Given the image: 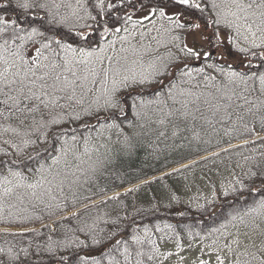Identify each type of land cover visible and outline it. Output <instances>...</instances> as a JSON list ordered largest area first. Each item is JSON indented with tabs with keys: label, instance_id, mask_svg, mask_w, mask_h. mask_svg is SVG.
<instances>
[{
	"label": "snow or ice",
	"instance_id": "6c2138e0",
	"mask_svg": "<svg viewBox=\"0 0 264 264\" xmlns=\"http://www.w3.org/2000/svg\"><path fill=\"white\" fill-rule=\"evenodd\" d=\"M153 116L158 125L171 123L173 136L180 121L201 120L213 132L216 124L229 123L226 136L251 135L243 145L264 140V0H0V223L41 221L39 229L0 228L13 236L34 234L24 242L5 241L0 264H146L179 256V238L175 253L162 252L149 226L143 235L134 229L124 236L118 218L111 220L113 231L99 226L109 220L76 208L83 185L110 162L99 155L93 160L106 147L96 143L93 131L98 139L115 130L131 149L122 125L134 127L135 121L144 128ZM244 160L257 170L233 173L221 183L222 195L244 199L256 193L259 199L250 205L245 200L243 211H233L207 234L217 238L201 251L214 255L215 264H226L228 255L236 257L228 264H264V240H253L264 236V184L251 186L264 180V165L253 156ZM195 163L141 180L125 194ZM169 199L178 201L175 193ZM216 199L213 188L211 199L196 207ZM241 236L249 241L243 251Z\"/></svg>",
	"mask_w": 264,
	"mask_h": 264
},
{
	"label": "trees",
	"instance_id": "16d2710c",
	"mask_svg": "<svg viewBox=\"0 0 264 264\" xmlns=\"http://www.w3.org/2000/svg\"><path fill=\"white\" fill-rule=\"evenodd\" d=\"M208 32H211V29H208ZM164 79L165 85H167L170 78L165 77ZM156 89L157 86L153 88V90ZM151 96V91L146 93V98H151ZM155 119L156 117L153 116V122L144 128L139 127L138 122L135 121L136 126L134 127H129L127 124L122 125L124 134L131 138V149L125 147L124 136L118 135L115 130L106 131L104 137L98 139L93 131L92 136L96 143L106 146L101 147L98 154H93V160L99 155L100 158L110 162L106 163L105 167L96 174L94 180L83 185L79 193L80 202L77 203L76 208H80L82 213L86 212L92 217L101 216L104 220H109L107 225L101 222L100 227L114 231L117 225H113L111 220L118 218V226L121 228L122 234L127 236L134 229H139V234L143 235V228L147 225L161 247L163 243L176 242L177 238L180 242H185L196 233H204L213 226V228L218 227L233 211H243L247 205L251 204L253 197L259 199V195L256 193H253L251 197L245 195L244 199H234L232 196L225 198L218 194L217 199L212 204L206 205L205 209L185 205L180 199L183 178L203 172L204 169L205 172L208 170L223 172L229 168H236L235 165L238 163L245 165L244 172H247L250 167L256 171L255 165L250 161H245L244 157L253 156L257 162L264 165V158L259 155L264 153V140H256L247 145L239 144V147L233 148L227 153L222 152L218 157L202 160L199 157L227 147L236 141L253 137L249 134L237 135L236 133L226 136L224 129L230 126L229 123L216 124L217 131L213 132L212 128L201 120L180 121V130L176 136H173L174 129L171 123L161 126L154 122ZM85 122L94 124L95 120L78 123ZM78 123H73L71 126L78 127ZM79 131L87 135V130L79 129ZM257 131H259L258 126ZM161 132L164 135H160ZM194 133L199 134V139L195 138ZM261 133L264 134V132ZM196 158L199 159L195 160V164L181 169L178 173L163 176L162 179L143 185L135 192L125 194L123 191L117 199L105 200L104 203H100L101 200H104L102 198L118 190L138 184L141 180L154 176L160 177L163 173L171 172L172 168ZM245 182L248 183L247 180ZM261 184H264V180L255 179L251 186L258 188ZM100 189H104V191L101 192ZM174 192H176L178 201L169 199V195ZM84 197L90 199H84ZM94 200H98L95 207L90 204V201ZM84 204H89V208L83 209L82 205ZM202 204H206V202ZM43 222L48 223V218L45 217ZM65 223H69V221H65ZM166 225H172L173 228L168 229L165 227ZM0 226L18 228L39 226V229L41 221L0 223ZM157 226L163 231L156 232ZM42 231L46 232L47 229H42ZM190 233L191 235H189ZM33 235L25 233L24 236H13L0 232V246L5 241L16 243L17 241L31 240ZM161 236L164 239H160ZM147 247L145 245V248ZM155 262L156 260L146 262V264H155Z\"/></svg>",
	"mask_w": 264,
	"mask_h": 264
},
{
	"label": "rangeland",
	"instance_id": "374dc122",
	"mask_svg": "<svg viewBox=\"0 0 264 264\" xmlns=\"http://www.w3.org/2000/svg\"><path fill=\"white\" fill-rule=\"evenodd\" d=\"M154 35V33H153ZM195 38L198 43L201 42V37L199 34H195ZM193 37H188V42L191 44ZM153 46L155 44L153 42ZM160 54L166 52L164 47L159 49ZM156 86H153V88ZM261 135V133H260ZM236 168H229L223 172H219V170L205 172H199L195 175H190L186 178L182 179V193L180 194V199L185 203V205L190 207H196V204H202L206 202L205 198L211 199L213 188L216 190V194L222 195L220 185L222 182H226L229 179H232V174L240 175L244 168V164H236ZM176 195V192H174ZM216 226V225H215ZM214 227V226H213ZM211 227L204 233H199L200 235H194L190 239L185 242H180L182 245V250L179 253V256L173 255L168 258H158L155 264H199V259L211 260L212 264H215V256L209 257L206 252L207 249L202 253L201 249L204 245L211 244L213 239L217 238V234H213L212 236H208L207 234L213 229ZM229 231L234 232L235 229L229 228ZM242 231H246V229H242ZM201 237H206L205 239H201ZM242 240L241 251H243V244L249 243L245 237H240ZM254 242L259 245L262 240H264V236L256 235L253 237ZM162 252L172 251L176 252V242L172 243H163L160 247ZM224 255H228L227 253H223ZM180 257H183V260H180ZM235 255H228V260H226V264L229 261L235 260Z\"/></svg>",
	"mask_w": 264,
	"mask_h": 264
}]
</instances>
